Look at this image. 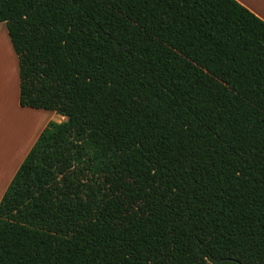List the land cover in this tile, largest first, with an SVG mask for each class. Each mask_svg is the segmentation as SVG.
I'll return each instance as SVG.
<instances>
[{
    "label": "trees",
    "instance_id": "obj_1",
    "mask_svg": "<svg viewBox=\"0 0 264 264\" xmlns=\"http://www.w3.org/2000/svg\"><path fill=\"white\" fill-rule=\"evenodd\" d=\"M20 104L53 110L0 201V264H264V20L238 0H0Z\"/></svg>",
    "mask_w": 264,
    "mask_h": 264
},
{
    "label": "crops",
    "instance_id": "obj_2",
    "mask_svg": "<svg viewBox=\"0 0 264 264\" xmlns=\"http://www.w3.org/2000/svg\"><path fill=\"white\" fill-rule=\"evenodd\" d=\"M238 1L264 20V0ZM8 44L10 57H0V201L48 123L65 120L53 110L20 104L19 60L11 39Z\"/></svg>",
    "mask_w": 264,
    "mask_h": 264
},
{
    "label": "rangeland",
    "instance_id": "obj_3",
    "mask_svg": "<svg viewBox=\"0 0 264 264\" xmlns=\"http://www.w3.org/2000/svg\"><path fill=\"white\" fill-rule=\"evenodd\" d=\"M9 34L5 22H0V56L10 57ZM63 116V115H62ZM66 120V117H65ZM55 121V120H54ZM64 121V120H63ZM61 122V121H60Z\"/></svg>",
    "mask_w": 264,
    "mask_h": 264
},
{
    "label": "water",
    "instance_id": "obj_4",
    "mask_svg": "<svg viewBox=\"0 0 264 264\" xmlns=\"http://www.w3.org/2000/svg\"><path fill=\"white\" fill-rule=\"evenodd\" d=\"M222 260H224V259H221V260H219L216 264H218L220 261H222Z\"/></svg>",
    "mask_w": 264,
    "mask_h": 264
},
{
    "label": "bare ground",
    "instance_id": "obj_5",
    "mask_svg": "<svg viewBox=\"0 0 264 264\" xmlns=\"http://www.w3.org/2000/svg\"><path fill=\"white\" fill-rule=\"evenodd\" d=\"M1 57V56H0ZM5 57V56H4Z\"/></svg>",
    "mask_w": 264,
    "mask_h": 264
}]
</instances>
